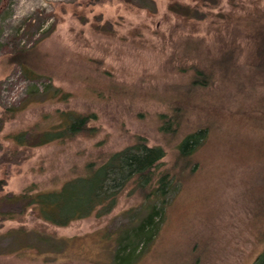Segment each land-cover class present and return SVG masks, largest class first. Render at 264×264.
Wrapping results in <instances>:
<instances>
[{
    "label": "rangeland",
    "instance_id": "obj_1",
    "mask_svg": "<svg viewBox=\"0 0 264 264\" xmlns=\"http://www.w3.org/2000/svg\"><path fill=\"white\" fill-rule=\"evenodd\" d=\"M7 110L0 198L58 189L142 142L164 150L155 178L175 177L160 232L134 246V264H254L264 252V0H0V117ZM58 111L94 115L95 131L13 142ZM162 116H177L174 133ZM201 132L183 170L178 146ZM147 203L129 186L109 215L68 227L27 210L0 223V264H114Z\"/></svg>",
    "mask_w": 264,
    "mask_h": 264
},
{
    "label": "trees",
    "instance_id": "obj_2",
    "mask_svg": "<svg viewBox=\"0 0 264 264\" xmlns=\"http://www.w3.org/2000/svg\"><path fill=\"white\" fill-rule=\"evenodd\" d=\"M59 93L60 90L52 89L51 95L58 97ZM7 112L9 110L0 117L1 125L5 121ZM92 119L95 120L96 117L71 111H58L52 125L41 129L37 127L30 132H20L11 138L13 137V142L17 145H25L28 142L30 146L37 147L53 143V141L65 143L91 131L94 132V129L87 127ZM176 119L177 116L167 119L162 116V131L174 133L176 124L173 123H176ZM205 137L203 132L190 134L179 144V159L183 170L188 168L189 158ZM164 156L163 148L148 147L142 142H137L120 152L111 153L99 165L89 164L82 175L67 180L58 189L39 192L32 184L18 195L2 196L0 223L21 217L30 210L35 212L43 222L56 227H68L71 223L90 218L93 214L98 217L109 215L116 208L124 190L131 186L144 196L146 203L150 202L145 205L147 207H142L139 219L134 220L133 224L124 229L118 237L114 264H134L137 261L133 252L134 246L141 242L146 247L152 244L164 220L166 198L175 177L169 171L158 179L155 178V170ZM171 174L172 177H170ZM153 199L160 203L159 206L151 202ZM1 207H8L9 211ZM158 219L160 222H157ZM37 238L40 241L49 242L42 236ZM254 264H264V252L258 256Z\"/></svg>",
    "mask_w": 264,
    "mask_h": 264
}]
</instances>
